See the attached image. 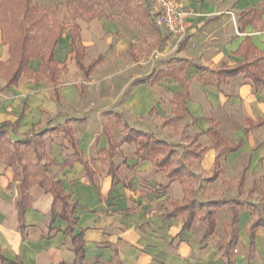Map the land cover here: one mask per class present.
<instances>
[{
    "label": "crops",
    "instance_id": "obj_1",
    "mask_svg": "<svg viewBox=\"0 0 264 264\" xmlns=\"http://www.w3.org/2000/svg\"><path fill=\"white\" fill-rule=\"evenodd\" d=\"M252 8L264 9V0H257L253 4L250 0H241L237 3L234 12L235 29L232 26L231 28L227 26L226 16L211 22L213 25L221 24L225 27L222 38L215 36L214 40H211V32L207 28L192 36L193 42L202 41L204 46L200 49L204 51V55H207L195 64H202L214 70L219 68L223 62L227 64L236 63L242 59V56L236 52L247 35L252 37L259 50H263L264 29H258L255 25H247L242 29L239 24L241 13ZM182 9L186 11V7ZM104 18L93 19L92 21H96L92 23L89 29L82 32V42L87 47L86 56L90 53L89 50L93 49L91 45L100 42L103 38V30L98 23L99 21L102 22ZM185 19L186 22L191 21L187 11ZM197 28L199 29V26ZM70 41L69 34L63 35L56 55L65 58L68 52L72 51ZM122 45H124L123 39L118 41V47ZM205 45L207 46L205 47ZM9 57V46L3 42L0 25V63L6 62ZM99 57H101V61L94 67L93 71L100 67L103 62L102 54H99L92 61ZM34 62L37 63L35 67L33 66ZM38 62V60H33L31 65L36 69ZM74 62L77 65L75 54L72 67L81 70ZM160 69H153L145 77L154 70ZM197 76L191 82L188 81L187 76L189 98L186 101V106L189 115L184 119L190 118L193 124L198 125L199 133L193 138H196V143H200L207 150L200 158L184 159L186 148L180 155L175 148L177 155L173 158V162L181 160L187 166V163L191 161L201 162L206 157H210L211 166L210 170L208 169L210 176H206L208 182L215 184L221 181L222 184L226 179L222 180L221 178L225 173L221 159L222 170L217 178L211 179L216 169L219 151L212 147V140L207 131L212 124L215 123L220 127L219 123L226 120H236V122L240 120L247 123L243 129L236 131L233 135L236 138L233 143L241 142V146L233 152L224 151L229 152V154H236L251 148L257 133L263 135L264 138V123L257 125L258 122L264 121V87L256 91L251 81L244 75H239L220 87L203 84L198 81ZM168 78L179 89L172 96L170 111L162 115L164 118L161 126L165 128L178 127V124L184 120L179 121L178 126L164 124L166 119L173 116L175 94L183 91L179 82ZM138 79H135L134 82ZM156 84L138 85L134 83V95L121 103L107 102L103 97H100L94 104L96 107L110 106L114 109L116 107L117 111L120 107L127 110L130 106L139 116L148 115L153 107L154 96L143 92L149 91V88ZM57 88L59 100L56 99L54 87H47L44 81L37 82L22 77L16 86L6 87V81L0 78V127L4 122L10 123L6 128L5 137L10 142H20L47 130L43 137L48 138L46 148L50 159L55 161L53 165L55 168L52 166L51 172L62 180L65 190L70 192L79 203L77 212L79 222L75 228V234L80 232L84 234L87 262L89 264H226L225 249L228 243L222 246L215 241V235L218 231L217 223L214 233L205 238L206 223L203 220H197L196 217L192 225L183 230L188 211L177 210V205L184 200L185 192L182 187V180L176 175L169 174L173 163L157 166L155 164L156 159L153 158H141L140 161H134V157H137V145L124 141L127 132L120 140L114 138L102 123L100 110H91L87 103L81 108L75 99L78 93L75 85L58 84ZM93 119L97 121L98 129L94 131L88 146L85 148L83 145L85 139L82 138L81 140L78 137L75 128L77 124H85ZM250 120L253 122L252 127L248 123ZM128 123L131 125L129 126ZM12 125L16 126V133L13 132ZM124 125L128 130L134 128L147 132L145 128L129 121H124ZM64 127L72 129L83 158L92 169V182L89 181L85 165L82 162L75 161L72 167L60 168L59 164H62L67 156L74 153L68 137L62 131ZM53 128H58V131H54ZM221 132L225 137L224 132L222 130ZM158 139L163 138L158 137ZM112 143L116 146L113 149L110 147ZM252 151L248 164L243 169L244 173L256 170L264 171V139L263 143L255 146ZM106 152L112 157V162L105 172L98 157L102 153L106 154ZM224 152L221 154L223 155ZM167 166L170 167L168 171ZM110 170L118 171L124 178H128L132 184L134 183V186L130 188L129 183L125 184L122 180L115 181ZM241 176L243 177L244 174ZM141 179L153 186H165L168 194H156L154 196L142 192L148 197V200L143 199L139 196L138 187L142 190L148 189L140 182ZM19 182L15 178L13 167L5 163L0 151V264H75L76 256L73 251L72 237L64 232L68 223L56 218L53 230H50L53 196L46 193L38 185L29 189L32 205L25 214L26 229L25 233H22L18 211L15 207L19 197ZM167 196H170V201L175 203V208L169 212L166 210L167 205H164V209L157 208L158 202L165 201ZM194 196L199 202L195 194ZM209 202H213V200ZM245 210L248 209L239 212L237 243L230 249L233 264H264V226L256 228V237L252 247L250 231L254 220L258 217L254 219L251 211H247V216L243 217L247 213ZM260 218L264 219V215ZM242 233L244 234L243 239L241 238ZM234 248L233 253L232 249Z\"/></svg>",
    "mask_w": 264,
    "mask_h": 264
},
{
    "label": "rangeland",
    "instance_id": "obj_2",
    "mask_svg": "<svg viewBox=\"0 0 264 264\" xmlns=\"http://www.w3.org/2000/svg\"><path fill=\"white\" fill-rule=\"evenodd\" d=\"M34 1L38 2L42 9L51 12V19L60 20L65 24L67 30L73 23H78L81 35L83 30L89 29L92 23L96 21L87 22L81 18H74L73 10L77 7L79 8L78 1L80 0ZM81 1L91 6L90 12H86L87 17L90 16L91 12H102L106 15L103 21H99L98 23L99 27L103 30V38L100 42L91 45L93 49L89 50L90 53L87 54L84 65L89 66L93 62L92 60L99 54L103 55V62L100 67H97L92 72L90 78L84 79L82 76L83 72L72 67L73 51H69L65 58L56 55V58L68 68L67 71L61 73L59 76L57 86L58 84L75 85L78 90L75 99L81 108L87 103L91 107V110H100L102 113V123L108 128L109 133L118 140L122 139L128 131V128L124 125V121H129L145 128V131L152 134V136L168 141L177 149L179 155L183 153L189 144H196L193 137L199 133L200 128H198V125L193 124L190 118L182 120L178 124L179 126L177 125L178 127L165 128L161 126L162 119L164 118L162 115L170 111L172 96L179 89L169 78L150 87L149 91L145 90L143 92L154 96L153 107L148 115L139 116L130 106L127 109L128 111L123 110V107H120L119 111H117L116 107L115 109L110 106L96 107L94 103L100 97H103L107 102L121 103L131 95H134V80L145 77L153 69L167 68L169 65L178 66L182 64L186 66L188 64H195L202 57H207V55H204V51L200 49L204 46L202 41L195 43L191 40V37L200 30L207 28L211 32V40H214L215 36L222 38L225 27L221 24L218 26L213 25L211 22L223 16L227 18V26L229 28L232 26L235 29V7L241 0H177L182 8L186 7L185 10L191 18V21L186 22L184 33L177 36H173L165 27L157 23L153 0ZM255 1L257 0H250L251 4L255 3ZM197 26H199V29ZM67 30L63 35L68 34ZM121 39H123L124 45L118 47V41ZM57 50L58 47L56 54ZM36 64L34 62L33 66L35 67ZM196 76V69L194 67L190 68L188 81L191 82ZM44 82L47 87H53L52 83L48 80ZM219 124V128L224 132L226 140L230 143L236 141V138L233 136L235 132L247 125L246 122L243 123L240 120L238 122L236 120H226ZM12 127L13 132L16 133V126L12 125ZM75 129L78 137L81 140L82 138L85 139L83 145L86 148L94 131L98 129V123L93 119L91 122L85 124H77ZM263 139V135L257 133L251 148H247V150L237 152L236 154L223 153L221 163H223L225 173L221 178L222 180L226 179V181L222 184L221 181L215 184H209L208 182L209 180L206 176H210V157H206L201 162L191 161L187 163L185 170L180 174L185 195L192 197L195 194L199 202L206 201L205 203H209L211 200H219L222 203L214 209L217 216L216 223L218 224L215 241L222 244V246H225L230 239L232 211L230 203L232 200L245 203L247 205L245 209H248L245 211H251L254 219L263 217L264 215V171L243 172L244 167L248 164L249 157L252 155L251 153H253V148L262 144ZM24 140L18 143L10 142L8 138L0 139V144L3 147L10 148L11 152H14V149L17 150V156H15L16 168L21 169L22 166L26 165L32 169L34 166H42L48 163L50 159L48 149L46 148L48 138L37 137L30 146H26L23 143ZM37 140H40L39 142H43L45 145L42 146ZM202 141L204 140L202 139ZM35 149L41 154L40 159H36ZM136 156L134 157V161H140L141 156L138 154ZM161 157L162 154H158L153 159ZM98 159L103 164V170L106 172L109 169L110 162H112V157L106 152V154L102 153L99 155ZM177 164L178 162H174L173 166ZM53 167L55 168V166ZM111 168L113 169L112 165ZM169 168L167 166V171ZM114 172L115 181L122 180L125 184L129 183L130 188L134 186V183L132 184L131 181H128V178H124L118 171L114 170ZM243 174L244 176L242 177L241 175ZM17 179L19 180V178ZM140 182L148 189L142 190L138 187V190H140L139 196L143 199L146 198L148 200V197L143 195L142 192H147V195L150 193L154 196L156 194H168L165 186H153L150 183H145L142 179ZM170 199L171 197L167 196L165 201L158 202L157 208L164 209V205H167V212L175 208L174 201H170ZM207 209L197 210L196 219L204 221L203 215ZM247 214L248 212L243 217L247 216ZM246 233L248 234L247 231ZM241 238H244L243 233L241 234ZM234 251L235 248L232 249L233 253Z\"/></svg>",
    "mask_w": 264,
    "mask_h": 264
},
{
    "label": "trees",
    "instance_id": "obj_3",
    "mask_svg": "<svg viewBox=\"0 0 264 264\" xmlns=\"http://www.w3.org/2000/svg\"><path fill=\"white\" fill-rule=\"evenodd\" d=\"M78 5L80 9L77 7L73 10V15L76 19L81 18L90 22L96 18L106 17L102 12H91L90 16L87 17L86 12H90L89 9H91V6L82 3L81 0L78 1ZM50 13L49 10L42 9L41 5L34 0H0L2 38L3 42L9 46L10 54L6 62L0 63V78L6 81V87L16 86L22 77L33 79L37 82L48 80L54 87L56 99L59 100L57 81L61 73L67 70V67L56 59V49L67 27L60 20L51 19ZM263 13L264 9L257 8L243 11L239 19L240 26L243 29L247 25H255L256 28L263 30ZM67 31L70 35V46L75 54L76 63L82 70L83 77L87 79L94 67L101 61V57L93 61L89 66H85L84 58L86 56L87 47L82 42L79 24L73 23L69 26ZM236 53L242 56L241 60L234 64L223 62L219 68L214 70L202 64H189L186 66L181 64L179 66H169L164 69L154 70L147 77L138 79L134 83L138 85L144 83L153 85L164 78L170 77L182 85L183 91L176 93L174 96L173 116L166 119L164 122L165 125L175 126L179 121L189 115V110L186 106V101L189 98L187 76L191 66L195 67L198 71V81L206 85L220 87L222 84L228 83L231 79L239 75H244L245 78L251 81L256 91L264 87V49L259 50L255 46L252 37L247 35ZM33 60L39 61L36 69L31 65ZM248 123L250 127L253 126L251 120L248 121ZM263 123L264 121H260L257 125ZM9 125V122L2 123L0 127V139L3 140L5 138L6 128ZM57 129L58 128H53L54 131ZM62 131H64L68 137L74 149V153L67 156L62 164H59L60 168L67 166L72 167L75 161L82 162L85 165L86 175L89 181L92 182V169L88 162L84 160L82 151L78 146V141L75 139L72 129L70 127H64ZM46 133L47 130L33 138L25 139L23 143H25L26 146H30L37 137H43ZM207 133L212 140V147L219 151L216 159V169L211 178L215 179L222 170L220 166V159L222 158L221 153L224 151H236L241 146V142L229 143L215 123L210 126ZM37 141L39 142L40 140ZM124 141L136 143L137 154L140 155L142 159H150L158 154H162V157L159 159L157 158L155 161L157 166H164L170 163L174 164L173 158L176 157L177 151L175 147L163 139L153 137L142 130L131 128L127 131ZM194 141L196 142V138ZM39 143L42 146L45 145L43 142ZM110 147L113 149L116 146L112 143ZM206 150V147L202 146L200 143L194 145L189 144L185 149L184 159L190 157L200 158ZM0 151L5 163L13 167L15 178H19L20 181L18 184L19 197L15 203V207L18 211V219L22 233L24 234L26 229L25 214L32 205V196L29 189L34 185H38L46 193H50L53 196L50 230H53L56 218L66 221L68 227L64 232L72 237L74 246L73 251L76 256L75 264H89L86 260L84 234L83 232L75 234V228L79 222V216H77L79 203L70 192L65 190L62 180L58 176L52 174L51 167L55 164V161L49 159L48 163L42 166H34L30 169L25 165L22 166L21 169H18L15 167L17 150L14 149V152H11L10 148H5L0 144ZM34 152L36 153V159H40L41 154L38 153L36 149ZM177 162L178 164L171 168L169 174L181 178L180 174L185 170V164L181 160ZM110 173L115 177L113 171L110 170ZM221 204L222 203L219 201L198 203L194 195L192 197L185 195L183 202L177 205V210L188 211V217L184 222L183 230L188 229L192 225L197 210L208 208L203 215V219L206 223L204 238L212 235L215 231L217 221L214 209ZM246 206L245 203L237 200H232L230 203V209L232 210L231 234L225 249V255L227 256L226 264H233L230 249L237 243L239 212L245 209ZM259 226H264V219H255L251 226L250 238L252 247L256 237L255 230Z\"/></svg>",
    "mask_w": 264,
    "mask_h": 264
},
{
    "label": "built area",
    "instance_id": "obj_4",
    "mask_svg": "<svg viewBox=\"0 0 264 264\" xmlns=\"http://www.w3.org/2000/svg\"><path fill=\"white\" fill-rule=\"evenodd\" d=\"M157 23L173 36L181 35L186 28V11L177 0H153Z\"/></svg>",
    "mask_w": 264,
    "mask_h": 264
}]
</instances>
